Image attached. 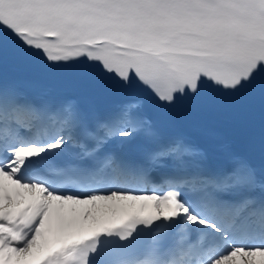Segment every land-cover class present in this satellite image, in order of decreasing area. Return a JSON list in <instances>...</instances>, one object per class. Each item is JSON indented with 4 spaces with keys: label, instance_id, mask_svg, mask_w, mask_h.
Returning <instances> with one entry per match:
<instances>
[{
    "label": "snow or ice",
    "instance_id": "snow-or-ice-1",
    "mask_svg": "<svg viewBox=\"0 0 264 264\" xmlns=\"http://www.w3.org/2000/svg\"><path fill=\"white\" fill-rule=\"evenodd\" d=\"M0 264H264V0H0Z\"/></svg>",
    "mask_w": 264,
    "mask_h": 264
}]
</instances>
